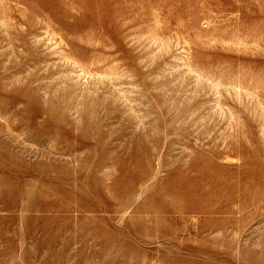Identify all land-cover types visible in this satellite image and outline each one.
<instances>
[{"label":"rangeland","instance_id":"1","mask_svg":"<svg viewBox=\"0 0 264 264\" xmlns=\"http://www.w3.org/2000/svg\"><path fill=\"white\" fill-rule=\"evenodd\" d=\"M0 264H264V0H0Z\"/></svg>","mask_w":264,"mask_h":264}]
</instances>
